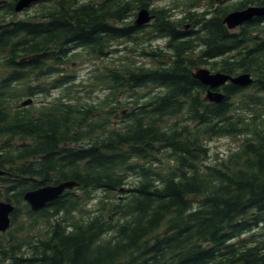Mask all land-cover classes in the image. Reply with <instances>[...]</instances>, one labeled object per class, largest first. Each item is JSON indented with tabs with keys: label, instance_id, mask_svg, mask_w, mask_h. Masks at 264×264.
<instances>
[{
	"label": "trees",
	"instance_id": "obj_1",
	"mask_svg": "<svg viewBox=\"0 0 264 264\" xmlns=\"http://www.w3.org/2000/svg\"><path fill=\"white\" fill-rule=\"evenodd\" d=\"M76 2L53 0L45 6L50 22L18 21L0 31V50L13 40L4 61L13 70L0 75V200L15 204L11 227L0 232V264H264V17L233 31L225 8L189 10L183 19L196 29L189 36L155 24L172 37L170 53L152 55V68L128 57L104 64L94 84L109 93L84 104L72 75L42 83L34 69L43 68L48 50V58L64 59L69 44L84 51L76 58L103 57L110 40L132 38L113 22L132 9ZM250 3L264 0H241L234 9ZM13 6L2 5L7 14ZM26 35L29 54L46 51L27 69L16 63ZM209 61L255 80L228 83L225 100L211 102L193 75ZM150 86L160 90L139 92ZM52 88H62L59 102L18 105ZM223 136L243 139L211 161L208 142ZM66 180L80 185L45 208L32 210L23 199L29 189Z\"/></svg>",
	"mask_w": 264,
	"mask_h": 264
},
{
	"label": "rangeland",
	"instance_id": "obj_2",
	"mask_svg": "<svg viewBox=\"0 0 264 264\" xmlns=\"http://www.w3.org/2000/svg\"><path fill=\"white\" fill-rule=\"evenodd\" d=\"M78 1L79 3H81V2H87V1L99 2L101 0H78ZM144 1H148V0H144ZM11 2L13 3L14 0H8V3H11ZM119 2H127V0H119ZM153 3L154 4L151 5V7H154V9H157V10H160L163 7H168L170 3L171 5L173 4L172 0H153ZM202 3L204 4L205 1H203ZM236 3H238V0H226L225 2L219 5L230 8V9H227L230 11L234 9ZM137 5L138 4L133 5V10L131 12L130 18L136 17V14L138 11ZM37 8H38L37 5H33L26 12L24 11L25 13L23 12L22 14L21 12L20 15H17V14L16 16L13 15V19L24 18L21 16H26V15H28L29 17H32L33 15L36 14ZM181 8H182L181 14L175 15L176 19L178 17L184 16L185 13L191 10V9H184L183 7ZM202 10L203 9H198V11H202ZM6 11H7L6 8H4L3 10H0V18L4 16L8 17L9 14H11V13L7 14ZM172 13L177 14L176 12H173V11ZM182 28L183 26L180 27V29ZM190 28H191V25L187 29H190ZM150 29L151 28H148V29H144L142 32L134 33L138 37L137 39L135 37H132L130 41L125 40V39H120L114 42L113 48H118L119 51L114 52L103 58H97V59H92L89 57L85 59H80V57L76 59L72 58V61H70L68 65L63 66L65 70L62 73L57 74L58 76L55 74L52 76V78H49L47 75L44 77L42 76L41 82L50 83L54 78L60 77L61 75H72L75 79L73 81V85H74L73 91L76 92L77 97H81L80 100L82 103L89 104V103H95L99 100H102L109 93V90L105 89L99 83L94 84V82H95V76L101 73L100 70H104L103 69L104 64H107L108 67H111L112 65H116L118 63L117 60L119 59V57L121 55H126V58L128 57V59L130 60L132 59L134 61H137L138 65L145 64L146 67L153 66L151 58H146L142 56L143 54L142 47L145 46L148 49V51L151 52L152 50L157 49L159 46L164 47L168 40L167 39H155V35L150 38H147L150 33ZM233 31H236V30H233ZM143 36H145V38ZM140 43L145 44V45H140ZM137 45H139L138 51L135 52V50H133L132 53L128 54L131 48ZM79 51H82V49H78V52ZM5 58H6L5 55L0 54V75L1 76L5 74L6 72L12 71L11 68L4 66ZM199 66L207 67L211 69L212 71L219 70L218 68L219 66L217 67L213 65L212 61L206 62L203 65H199ZM98 68H100V70H98ZM34 83L36 82L34 81ZM151 90H153V93L155 94L160 89L156 88L155 86L154 87L150 86L147 89L145 88V89L139 90V92L146 93L147 91H151ZM61 95H63L62 88H53L51 91V94L49 95L37 94L36 96H33V98H34L35 105L40 106L42 103L59 102V97ZM27 98L28 97H24L23 99H21L18 105H21V102ZM69 102L76 103L75 101H69ZM115 103L116 102H112V105ZM117 119L119 120L121 118H119L118 116ZM242 139L243 137L241 136L240 137L223 136V137L213 138L212 140L208 142V146L210 147V151H211L210 160L217 161V160H220L226 157L230 152L235 151L240 146ZM135 181H137V177L135 176H132L129 180L131 184H133ZM87 207L88 209H93L92 208L93 203L88 204Z\"/></svg>",
	"mask_w": 264,
	"mask_h": 264
},
{
	"label": "flooded vegetation",
	"instance_id": "obj_3",
	"mask_svg": "<svg viewBox=\"0 0 264 264\" xmlns=\"http://www.w3.org/2000/svg\"><path fill=\"white\" fill-rule=\"evenodd\" d=\"M17 1L18 0H14V2H13L14 3L13 8H14L15 12H12V13H15V14L11 13V14H9L8 17L4 16L5 18H3V17L0 18V31H5L6 30L5 29L6 25L13 24V23H16L18 21H26V23H29V22L47 23V22L51 21V15L48 13V11H47L45 6L46 5H52L53 0H36L29 7L25 8L24 10L19 11V12L15 10V5H16ZM112 1H115V3L118 4V5L129 3L130 9H132V10H133V5L138 4L137 5L138 11H137V14H136L135 18H130V15H131V13H130L126 18H124L122 20H118V21L114 20L113 21L114 23H117L119 27L126 28V29L128 28L129 30H131L132 31V35H133L132 37H135L137 39L138 37L134 33L142 32L144 29L151 28L150 29V33H149L147 38H150V37L155 35V39H167L168 40L164 47L159 46L157 49H154L151 52H149L148 49L145 46H143V47L141 46L142 47V51H143L142 56L146 57V58H151V59H152V55H155V54H158V53H160V54L162 53L163 55H166V56L168 55V53H170L169 49H171V47H170V43L171 42L170 41L172 40V37L170 35H161L160 33L158 34V31L161 32V33L164 32V30L161 29V26L163 24L172 25L173 27H175V30L178 31L179 34H181V36L182 35H186V36L195 35V33H196L195 30L196 29L194 28L192 21L183 19L185 16H181V17H178L176 19L175 15H180L181 14V9H182L181 7H183L184 9H191V12H199V13H202V12L207 13V9H208L210 15H212V13L214 11H216V10H222L224 8L225 9H230L228 7H223L222 5H219V4H222L223 2H225L226 0H172V3H173L172 5L170 3V5L168 7H163L160 10H157V9H154V7H151V5L154 4L153 0H148V1H144V0H127V2H119V0H112ZM203 1H205L204 4L202 3ZM240 1L241 0H238V3L235 4L234 8L240 6V4H239ZM92 2L94 3V5H98V3L100 1L99 2L92 1ZM4 4H8L7 0H5V1L1 0L0 1V10L4 9V8H2V5H4ZM77 4H79V3L78 2L74 3V5H77ZM33 5H38V6L42 5V6H40V10L41 11H40V15L39 16H37V14L33 15L32 17H29L28 15H26V16H21V17H24V18H19V19L16 18V19L13 20V15H15V16H16V14L20 15L21 12L23 14L24 11L26 12ZM249 5H264V4H253V3H250ZM249 5H246L243 8H246ZM143 8H146V9L150 10L151 14L154 15V17L151 19L150 22H148L146 24L138 25L137 22H136L137 15H138L139 10H141ZM243 8H240V9H243ZM198 9H203V10L202 11H198ZM233 10H237V9H233ZM233 10H230V11H233ZM172 11L176 12L177 14H173ZM230 11H228L226 14H228ZM28 12H27V14H28ZM226 14H225V16H226ZM157 15H164L165 19L164 20H159L157 23H155L156 19H157ZM225 16L223 17V20H224ZM167 21H169L171 23H168ZM155 24H157V26L160 27V29H158V31L156 30ZM190 25H191V28L187 29ZM181 26H183V28H182L183 30L180 29ZM239 28H240V26L237 27L234 30H238ZM143 37L145 38V36H143ZM120 39H125V40H128V41L131 40V38H127V37H121V38H117V39H114V40H110L108 42V44H107V47L105 48V55L103 57L108 56V55H110V54H112L114 52H118L119 51L118 48H113V44H114V42H116V41H118ZM140 45H145V44H141L140 43ZM12 46H13V40H11V42L6 46V48L0 50V54L5 55V57H9V58L12 57L13 56V48H12ZM24 46H25V49L23 51L24 56H21V57L19 56L17 61H16V63L22 64L24 62L25 69H27L29 67L30 63L32 61H34V59L42 56L46 51L43 50L39 54H33V55L29 54V35H26ZM138 48H139V45L131 48V50L129 51L128 54L132 53L133 50H135V52H137ZM66 49H67V53L65 54L64 59H62V58L59 59L58 57L55 58V59L48 58L50 56V50H48L49 56L47 58L42 56L43 64H44L43 68H41L39 70L36 68V69H34L33 73H39V75L41 76V79H42V76L44 77V76L47 75L49 78H52V74H56L57 75V74L62 73L65 70L63 68V66L68 65L69 62L72 61V58L76 59V55L78 53L79 47L77 45H74V44H71V45L69 44V46H66ZM201 49H202V44H198V46L195 48L194 53H191V56L192 55L193 56L196 55L198 52L200 53ZM197 55H199V54H197ZM103 57H99V58H103ZM123 58H126V55H121L119 57V59H123ZM152 63H153V61H152ZM136 65L138 67H145V68H152V67L156 66L155 65V66H151V67H146L145 64L138 65L137 61H136ZM36 67H38V66H36ZM55 80L57 81L58 79H55ZM35 82L36 83H34V80H32V84L33 85H35V84H36L35 86L40 85V84H37L39 81H35ZM44 83H48V82H44Z\"/></svg>",
	"mask_w": 264,
	"mask_h": 264
},
{
	"label": "water",
	"instance_id": "obj_4",
	"mask_svg": "<svg viewBox=\"0 0 264 264\" xmlns=\"http://www.w3.org/2000/svg\"><path fill=\"white\" fill-rule=\"evenodd\" d=\"M36 0H18L15 5L16 11H22L29 7ZM154 15L150 10L143 8L139 10L136 22L138 25L146 24L151 21ZM255 17H264V5H249L243 9L230 11L226 14L223 22L230 29H236L247 21ZM196 79L208 86L205 98L211 102L221 103L226 98V93L222 90L223 87L232 83L241 87H248L253 84L255 78L249 72H243L237 75H232L223 71H212L207 67H198L193 71ZM33 98H27L21 102L22 106H27L33 102ZM6 171L0 168V176ZM80 183L74 180L61 181L57 184H48L36 189L25 191L23 199L30 205L32 210H40L45 208L49 203L56 200L65 191L72 190L79 186ZM15 209V204L0 200V232H6L12 224V213Z\"/></svg>",
	"mask_w": 264,
	"mask_h": 264
}]
</instances>
